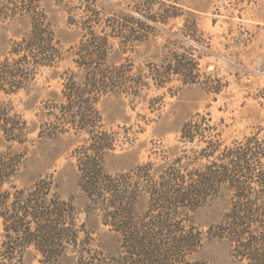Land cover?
<instances>
[{
    "label": "trees",
    "instance_id": "16d2710c",
    "mask_svg": "<svg viewBox=\"0 0 264 264\" xmlns=\"http://www.w3.org/2000/svg\"><path fill=\"white\" fill-rule=\"evenodd\" d=\"M79 9L77 17L69 12L67 23L80 34L72 55L81 76L66 72L60 98L51 105L44 102L42 112L51 120H42L37 136L86 135L71 150L86 196L85 211L115 233L118 247L92 246L91 231L77 223L72 200L53 191L50 177L40 176L28 188L13 183L25 152L12 145L28 141L29 125L9 96L27 89L41 67L56 66L63 49L41 0H0V23L28 24L0 54V133L8 142L0 150V218L5 236L15 245L7 243V248L15 252L33 245L42 264H55L70 253L73 264H198L190 256L206 238H225L235 258L264 264V138L252 134L225 144L212 130L211 114L197 113L183 123L179 141L199 147L122 172L104 167L105 156L117 145L98 108L104 96L138 95L144 87L164 88L173 80L180 86L202 82L214 94L226 86L211 74L201 79L202 55L194 49L203 43L197 17L175 0H133L109 13L96 0H80ZM176 19H182L178 31L173 30L176 23L170 24ZM162 33L168 36L161 55L144 70L133 73L127 57L109 62L115 43L125 52ZM222 186L231 193L230 207L204 232L194 224V213ZM142 199L146 207L139 209Z\"/></svg>",
    "mask_w": 264,
    "mask_h": 264
},
{
    "label": "rangeland",
    "instance_id": "374dc122",
    "mask_svg": "<svg viewBox=\"0 0 264 264\" xmlns=\"http://www.w3.org/2000/svg\"><path fill=\"white\" fill-rule=\"evenodd\" d=\"M79 1L41 0L62 46L63 59L56 66L41 67L27 89L9 96L14 109L29 125L28 141L12 145L15 150L25 152L13 183L18 188H28L38 177H50L53 191L72 200L77 223H83L84 228L91 231L90 235L95 239L92 246L117 249L115 233L85 211L86 196L78 184L79 172L71 150L84 143L86 135L37 136V127L42 120H51L49 113L42 112V106L44 102L51 105V100L60 98L66 72L74 73L75 78L81 76L72 55L80 34L67 23L69 12L78 16ZM132 1L96 0V3L109 13ZM175 1L197 17L203 43L194 49L202 55L200 65L205 75L201 79L211 74L227 84L214 94L206 90L202 82L180 86L177 80H173L164 88L144 87L138 95L111 93L104 96L98 103L103 125L117 138L116 148L104 159V167L110 173L126 171L147 160L157 164L162 162L164 155L172 158L183 148L199 147L196 143L179 141L183 123L197 113L207 117L208 113L211 114L212 130L219 133L225 144L252 134L264 138V0ZM173 23H176L173 30L178 31L182 19L170 22ZM26 30V23H0V54L8 49L14 33ZM167 36L162 33L155 40L137 42L125 52L115 43L108 60L119 63L127 57L133 62V73L142 71L148 62L158 61L156 56L161 55L162 43ZM178 42L187 47L191 44L189 41ZM7 144L0 133V150ZM7 187L8 184L3 186ZM230 200V191L222 186L195 211L194 224L205 232L209 224H215L223 217L230 207ZM145 207L146 199H142L139 209ZM7 241L0 218V264H42L40 253L33 245L12 252L7 243L9 247L13 244ZM231 249L230 241L225 238H206L201 248L190 257L198 264H247L245 259L235 258ZM74 261V254L70 253L60 257L55 264H73Z\"/></svg>",
    "mask_w": 264,
    "mask_h": 264
}]
</instances>
